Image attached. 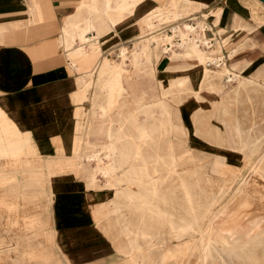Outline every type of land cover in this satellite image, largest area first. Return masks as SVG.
Segmentation results:
<instances>
[{"label":"rangeland","instance_id":"rangeland-1","mask_svg":"<svg viewBox=\"0 0 264 264\" xmlns=\"http://www.w3.org/2000/svg\"><path fill=\"white\" fill-rule=\"evenodd\" d=\"M26 1L0 0V30L2 29V35L4 36V41L0 45L8 41L7 33L13 30L12 26L17 27L16 24L19 26L25 23L28 16ZM247 1L249 2L250 0ZM148 3V7L145 5V7L138 9L134 16L120 26L131 24L132 29L134 28L136 30L138 24L135 21L137 17L154 6L156 2L148 1ZM57 7L55 6V11ZM58 12L57 10L56 14L54 13L51 18L41 23L44 25H36L34 37L30 35V40L35 39L37 42L36 53L46 51L43 49V45L50 43L60 31L62 17L59 15L60 12ZM256 13L260 14L264 22V8L260 6ZM188 22L193 23L189 20ZM263 22H257V26L253 31L257 30L259 26H264ZM49 26L50 28H48ZM168 27V25L163 26L160 30H167ZM120 28L119 30H121ZM134 29L130 33L123 34L121 30L120 34L114 33L102 37L104 51L100 48L102 54L97 69L100 68V65H102L105 58L109 55L113 57V62L119 59L117 52L122 46L119 50H117V46L121 43H126L128 46H131L133 40L138 36ZM166 33L168 32L165 31L163 34ZM120 36L124 40H121ZM29 38H26L25 41H28ZM91 43H96L100 47L97 40ZM178 44L176 39L174 44H170L168 47L171 51L178 52L181 48V46H177ZM128 46L125 47L130 51L131 48ZM159 50L161 51V49ZM38 53L37 57L39 58L40 55ZM246 53H239L233 59L244 61L246 57H255L249 66H245L247 62L227 63L232 69H236L235 65H239V69H242L239 75L240 79H257L259 82L246 86H237L236 94L238 96H235L234 92L237 81L235 85L225 81L228 86L226 92L223 94L218 92L219 94H216L207 85L211 83L212 79L219 83L224 80L223 77L216 76L212 78L205 75L202 76L201 65L181 68L185 60L170 57L172 67L170 69L157 70L155 80L161 81L160 87L162 91L163 84L168 86L173 78L186 75L189 77V83L195 89H191L190 85L186 86L182 83L173 90L179 95H183L186 93V90H190L189 95H185L182 98V102L184 103V111L187 115L186 120L191 138L183 135L182 127L184 124L177 121L175 123L177 128L172 132V136H163L161 139L156 137L145 143L143 153L144 157L148 159L147 162L150 164L148 169H146L145 161L142 158L133 157L135 166H130V168L129 165H125L124 168L123 164L117 163V171L121 178L114 176L113 170L111 172L109 171L110 173H107L108 171H99L101 166H107L111 160L105 157L103 149L106 143L104 133L107 131L109 120L108 117H103L105 116L104 112L107 110V101L105 98L108 95V91L105 86L98 88L95 85L98 80L92 83L90 88V90H93L90 95L93 106H91V109H89L86 115L87 120L85 122L87 121V124L85 123L86 126L83 130L85 136L82 142L78 143L79 136L75 121L71 147H65L62 143H57L56 153L52 155L44 156L40 152L33 133L29 130H22L17 121L0 105L2 111L0 113V264H44L47 257H49L51 263L60 261V263L72 264L71 262L73 260L70 257H76L77 255L79 256L77 260L84 262L95 259L98 264H118L120 256H124L119 253V250L122 249L123 252L132 250L131 246H129L131 239L134 242L136 241L135 243L139 247L136 249L137 251L134 249V251L132 250L133 253L131 251L130 254H144L152 251H172L175 245V248L177 246L179 251L184 252V254L172 260V264H201L198 253L195 251L201 237L198 234L184 233L179 229L173 231L172 225H168V223H171L163 217L162 212L170 213L172 211L173 213L171 212V215L177 218L182 214L188 215L194 212L198 214L202 210H206L207 217H205L206 219L204 218L205 222L203 227L205 228L206 226L205 229L209 228L212 230L213 237H216L217 233L223 227H226L225 223L232 218L229 214L234 210L232 209L234 207L233 201L241 190L251 204V216L264 217V176L256 170L257 166L263 165L262 163L264 161V53L258 56L255 54L244 55ZM47 54L53 56V54L56 55L57 53L49 52ZM73 72L75 73L76 79L77 73L74 70ZM96 75L95 79H98L99 76L98 74ZM200 87H203L201 90L202 98L198 99L194 95L196 94L195 91H200ZM150 95L151 92L143 88L141 97L146 99ZM160 98H162V95L158 99ZM167 99L171 102V100H174V96H168ZM72 100L75 102L74 117H76L81 112L80 103L76 99V89L72 92ZM136 106V104H127L124 111L126 114L135 112V114L141 115L147 110L146 108H138ZM96 115L107 120L105 127H102L97 119V123L95 122L93 127H91L93 117ZM4 118H7L9 123L14 125L19 131L26 132L23 135V138H25V153L20 157L12 156L11 153L4 151L7 146V141L18 138L7 134V122ZM221 121L225 123V126L238 123L250 135L252 144H260L259 153L248 157L246 154L249 147L242 148L238 143V139L230 134V132L233 134L234 129L227 131L224 128L226 132L223 131L221 134L223 139L219 138L217 130L214 127L219 125ZM167 126L165 124V127ZM197 127L200 131L199 133L204 138H200L199 135L196 136L197 133H195V130ZM133 129L134 126L129 123L120 129L123 135L120 140V146L126 145L130 141L132 142L131 134L133 132L131 133V131ZM101 133L104 139L100 141L95 140ZM86 137H88L87 140L90 143L86 142ZM182 137L188 138V141L180 143ZM227 137L228 139H226ZM162 139L169 141L164 142ZM171 140H174V148H176L177 155L174 157L178 159L177 164L179 165L177 170L169 168L172 172L168 170V165L173 163L170 162L173 158L169 147ZM159 144H161V149L158 152ZM208 145H210L211 149H209L210 147ZM136 147L131 146L129 152L131 154L134 153ZM76 151L84 158V161L80 165L85 167L80 168L76 165L71 167L70 164L68 167L59 168L60 171L65 169L67 173L53 175L52 186L55 194L52 211L50 212L53 213L57 238H47L45 234L47 228H43L36 222L38 216L42 213L43 207H40V205L43 203L48 205L47 196H41L43 198L41 200L34 199L32 196L34 194L36 195V193L33 188L25 190L27 196H17L20 190L12 188L16 182H4L2 177L4 175L8 177V175H12L14 172L25 174V176H30V173H36L35 170L28 171L25 169L29 166L31 169H34V163L38 158H41L44 164H67L69 163L70 157ZM186 151L189 153L181 156L180 153ZM157 153L160 155V161L155 162L158 156ZM26 159H30L31 162H26ZM154 164H157V171L154 169ZM93 174H97L101 183L98 180L97 183H100L99 185L88 186L87 183L89 184L88 181L92 179ZM76 176H79L81 179ZM116 178L120 179V181L122 179V187L118 189L120 191L118 201L119 205L121 204L119 207L115 203L116 188L110 189L111 185L116 183ZM123 179L132 181L134 184L128 186V182ZM155 182L158 183L159 193L157 195L159 197L156 198L157 201H152L150 205V203L143 201L147 198L148 201L150 199L152 200V194L155 191L153 184ZM258 184H260V187ZM163 198L164 200H168L167 204L169 205L163 203ZM102 200L106 202L101 203L98 213L96 212V221H94L92 208H95V205ZM154 203L156 204L153 205ZM261 206L262 209H260ZM151 207L154 209L156 207V209H151ZM174 207L178 209L176 210ZM175 210L179 212H175ZM44 213L49 214V211L46 210ZM120 213L124 215L125 222L129 224L130 230L133 231V233L131 231L132 238H129L122 230L123 219ZM236 215L241 222V213L238 210L236 211ZM162 219L165 220V223ZM99 223L103 225V228L98 226ZM241 223L242 225L236 228L231 227L232 230L230 233L234 238L238 237L237 232L239 231L237 229H245L252 225V221L250 220H244ZM263 226L258 224L257 231L254 234L237 238L244 246L233 251V255L231 256L233 260H230L231 264H264ZM145 233L148 236H145ZM92 254H95L96 257H91ZM155 256L157 255L150 258L146 257L141 261L145 264H154L158 261Z\"/></svg>","mask_w":264,"mask_h":264},{"label":"crops","instance_id":"crops-1","mask_svg":"<svg viewBox=\"0 0 264 264\" xmlns=\"http://www.w3.org/2000/svg\"><path fill=\"white\" fill-rule=\"evenodd\" d=\"M114 1L116 0H112L113 4ZM148 1L156 3L150 9L146 10L137 17L135 21L138 24L137 29H133L136 31L138 36L133 40L131 46H128L126 43H121L117 46V50H119L122 45L132 48L135 40L138 39L148 40L154 36H162L165 31L170 33L172 31L171 27L174 22L164 23L163 20H161L162 17L160 16L159 11V9H161L170 0H139L134 8V11H124L123 15L121 16H117V14L116 16L115 14H111V18H109V14L106 15L107 18L104 16L97 17L102 14L105 4H107L108 9L110 10L111 0L26 1L28 16L25 20V23L17 27L12 26L13 30L7 33L8 41L0 45V105L4 107L7 112L17 121L22 130H29L33 133L40 152L44 156L55 154L57 143H62L65 145V147H71L75 130V121L77 131L79 130L78 136L81 138H79L80 140H78V143L82 142V139L84 138L83 123L86 120L87 112L89 109H91V106H93L92 102L90 101V93H92L93 90H87L85 92L81 88L82 85L80 84L81 81L79 79L80 75L77 71H75L79 66V63L78 65L75 64L77 62H75V60L69 56V50H72L73 47H67V36L74 34L77 31V27L83 28L85 19L90 13H92L94 18L102 20V22L101 24L97 23L96 30L86 32V36L96 38L100 48L104 51L102 37L108 34H120L121 30L123 31V34L133 31L131 24L125 26L120 25L124 24L132 16H134L138 9L145 7V5L148 7ZM190 1L193 3L195 2V5H200V3L204 4L202 7L194 10L190 17L188 16L186 18L192 22L193 20L198 19L203 20L211 25V27H207L204 30V35L208 36L209 38H214L215 40V36L217 35L216 33H219L220 39L224 41V43H222L226 62H231V64L247 62L246 65H250V62L252 63L255 57H246L244 61L234 60L233 58L237 54L244 52H247L244 55L255 54L257 56L264 53V26H261L254 31H249L242 27L243 20H247L252 17L250 8L245 5L243 0ZM108 3L110 5H108ZM55 6H58L57 10L60 12L58 13L62 17L60 31L50 43L43 45V49L46 51H42L40 53L37 52L38 55H40L38 58L36 53L37 42L35 39L30 40V38L35 36L36 25H44L41 23L51 18L54 13L56 14L57 10L55 11ZM219 6H223V13L220 19L216 16L215 12H211L212 10L217 9ZM108 13H110V11H108ZM206 14L208 15L205 16ZM115 18H121L123 20L118 22L116 25H113L111 23V19ZM148 18H152L154 20L155 26L153 29H150L144 22ZM166 25L169 26L167 30H160ZM118 27H121V30H119ZM48 28H50V26ZM30 35L32 36L30 37ZM120 37L121 40H124L122 36ZM26 38H29L28 41H25ZM248 39H251L252 41ZM2 41H4V36L2 35L1 29L0 43ZM168 45H170V43H168ZM49 52H56L57 54H53V56H51L47 54ZM42 54L44 55L41 56ZM170 59V56L167 53H164L162 56L160 55V57L154 59L152 63L142 64L132 69L131 77L133 83L143 84L145 88H150L152 91V94L146 98L152 100L153 98L158 99L161 97V81L155 80L156 72L160 69H170L172 67V64H170ZM96 66H98V64ZM72 68L77 73L76 82L75 73L73 72ZM74 89H76V99L80 103L81 107V112H79L76 117H74L75 102L72 100V92ZM88 91H90V93H88ZM182 111L185 114L184 105L182 106ZM0 113H2L1 109ZM185 116L187 117L186 114ZM96 117H98L97 120L101 123L102 127H105L107 120L101 116L96 115ZM4 120L7 122V134L18 137L15 140L7 141V146L4 151L11 153L12 156L20 157L25 153V138H23V135L26 134V132L16 129L14 125L9 123L7 118H4ZM18 139H20V141ZM103 139L104 138L101 134L100 136H97L95 140L100 141ZM208 147H210V145H208ZM209 149H211V147ZM53 150L54 152L52 153ZM83 161L84 158H82V155L79 154L78 151H76L75 154L70 157L69 163L67 164H44V161L41 158H38L34 163V169H31L30 166L25 169L28 171L35 170L36 173H30V176H25V174L14 172V174H12L13 176L10 175L8 177H2L4 182H16L13 188L18 189L20 186L18 189L20 190V193L18 194L19 196H21L20 194H23L28 187L30 188L32 186V188L35 189V193L37 192L36 195H38L33 196L35 199L38 198V200H41L43 199L41 196L46 194L48 202L50 203L48 205L43 203L40 205V207H43L42 212L48 210L49 214L44 212L40 213L36 222L43 228H47L45 232L47 238H57L55 234L56 228L53 225V213L50 212V209L52 211V203L55 194L52 186L53 175L67 173L65 169L60 171L59 168H64L66 166L68 167L70 164L71 166L76 165L77 167L82 168L83 166L80 164H82ZM26 162L31 161L30 159H26ZM76 177L79 178V176ZM47 179L49 180L46 183L45 181ZM31 181H33V183ZM27 183L31 184L32 186ZM25 194L26 192L23 194V196H25ZM104 201L105 200H102L100 203L95 205V208H92L94 221H96L97 218L96 212L98 213V209L101 203ZM43 217L45 219H43ZM50 218L51 220H49ZM119 253L124 256H120L118 264H145L141 260L146 257H154V255H157L155 257L156 260H158L154 264H172V259H177L184 254V252L179 251L177 246L175 248V245L172 251H152L146 252L144 254H126L121 249L119 250ZM92 256L96 257L95 254H92L91 257ZM70 258L73 260L74 264H98L97 260L95 259L85 262L82 260H77L79 258L78 255L76 257Z\"/></svg>","mask_w":264,"mask_h":264},{"label":"bare ground","instance_id":"bare-ground-1","mask_svg":"<svg viewBox=\"0 0 264 264\" xmlns=\"http://www.w3.org/2000/svg\"><path fill=\"white\" fill-rule=\"evenodd\" d=\"M138 1L139 0H116V1H114V4H113V2L111 0L110 10L108 9L107 4H105V7L103 9L102 14L97 16V17H103L104 16L107 18L106 15L109 14L110 15L109 18H111V14H115V16H116V14H117V16H121V15H123L124 11H134V8L137 5ZM243 1H244L245 5L250 8V10L252 12V17L247 19V20H243L242 27L249 30V31H252L257 26L256 25L257 22L258 23L263 22V18L260 16V14L256 13V11H258V8L260 6L264 8V2L262 0H250L249 2L247 0L246 1L243 0ZM197 4H199V3H197ZM203 4L200 3V5H195V2L193 3L190 0H170L161 9H159L160 16L162 17L161 20H163L164 23L174 22L173 26L171 27L172 31L170 33L163 34L162 36H160V35L154 36L152 38H149L148 40L138 39L134 42V45L130 49V51H128L126 49L125 45H122L121 49L117 52L119 59L116 62H113L112 61L113 57L108 56L103 61L102 65H100L99 69H97L96 65L100 62L99 60H100V56L102 54L100 52L101 49L96 43H91L92 42L91 40L94 41V40H96V38L86 36L87 35L86 32L96 30L97 23L101 24L102 20H98L97 18H94V15L92 13H90L89 16L85 19L83 28L77 27V31L74 34H70L67 36V38H66L67 47H73L72 50H69V56H70V58L74 59L75 62H77V63L74 62L75 64L78 65V63H79V66L76 68L75 71H77L80 75L79 79L81 81L80 84L82 85L81 88L83 89V91L86 92L87 90H90L92 83H95V81H97V80H98V82L95 83V85L98 88L105 86L107 88V91H108V95L105 98L107 101V105H106L107 110L104 112L105 116H103V117H105V118L108 117L109 120H108L107 131L104 133L105 138H106V143H105L103 149L105 152V157L110 159L111 162L108 163L107 166H104V165L101 166L99 168V171H104V172L108 171L107 173H110L111 170H113L114 176H117V178L118 177L121 178L119 175V172L117 171L118 170L116 167L117 163L119 162V163L123 164L124 168H125V165H129V168H130V166L131 167L135 166V163L133 162V157L142 158L145 161L144 164L146 166V169H148L150 164L147 162L148 159L144 157V153H143V151L145 149L144 148L145 143L147 141H149L150 139H154L156 137L161 139V137H163V136L171 135L172 132H174V130H176V128H177L176 124H175L177 121L184 124V126L182 127L183 135L187 136L188 138H191L189 127L187 125L188 123L186 120L187 117L185 116V114L182 111V106L184 105V103L182 102V98L185 95H189L190 90H188V91L186 90V93L183 95L176 94V92H174L175 90H173V89L177 88L182 83H184L186 86H189L190 85L189 77L186 75V76H180L177 78H173L170 81V84L168 86H165L163 84L162 91H161L162 98H160V99H154L153 98L152 100H150L149 98L145 99V98L141 97L143 88H145V86H143V84H140V83H133V80L131 77V71L133 68H136L137 66H140L142 64L152 63L154 61V59L160 57V55L162 56L164 53H167V54H169V56L171 58H176L178 60H182V59L185 60V62L183 63L181 68H189V67H195V66L201 65L202 76L205 75V76L212 77V78H214L216 76H218L220 78L223 77L224 80H222L221 82L217 83L216 81H214L212 79L211 83H209L207 85L209 88H211L212 91H215L216 94H219V93L223 94L226 92L228 86L226 85L225 81H227L228 83H231L232 85H235L236 84L235 82L237 81L236 88H234L235 96H238L236 94L237 93V86H246V85H249L251 83H256V82L258 83L259 82V80H257V79H247V78H244V79L241 78L240 79L239 75H240L242 69H239V67H238L239 65H235L236 69H232L231 67L228 66V64L226 62L224 50H223L224 41H222L220 39L219 33H216L217 35L215 36V40H214V38H209L208 36L204 35V30L207 27H211V25L206 23V21L199 20V19L193 20V23L188 22L186 17H188V16L190 17L192 12L194 10L202 7ZM108 5H110V4L108 3ZM108 11H110V13H108ZM211 12H215L216 16L220 19V17L222 16V13H223V6H219L217 9L212 10ZM207 15L208 14H206L205 16H207ZM121 20H123V19H121V18L111 19V23L113 25H116ZM144 22L146 23V25L150 29H153L155 26L154 20L152 18H148ZM141 25H143V24H141ZM16 26H18V24H16ZM259 27H261V26H259ZM176 39L179 43L177 46H181V48L179 49L178 52L171 51V49L168 47L169 46L168 43L173 45ZM159 49H161V51ZM245 66H249V65L245 64ZM96 74H98V76H99L98 79H95V76H97ZM75 82H76V79H75ZM190 86H191V89L194 88V87H192V85H190ZM145 89L147 91H150L152 94V91L150 88L149 89L145 88ZM202 89H203V87H200V91L199 92L195 91L196 94L194 93L195 94L194 96H196L198 99L202 98V94H201ZM232 89H233V87H232ZM90 91H88V93H90ZM227 93H228V91H227ZM171 95L174 96V100H171V102H169V99H167V97L171 96ZM127 104H131V105L136 104L137 105L136 107H138V108L143 107V108H146L147 110L144 114H141V115L135 114V112L132 114H126V112L124 111V108ZM214 107H216V106H214ZM92 114H93V112H92ZM96 119H97V117L94 116L92 123H91V125H92L91 127H93V124H95ZM80 121H81V119H80ZM86 122L83 123L84 127L86 126L85 125ZM128 123L134 126V129L131 131V133L133 132L131 134V138L133 140H132V142L130 141L129 143H127L126 145L120 146V140L123 136L120 132V129L123 128L124 126H126ZM165 124H167L168 126L165 127ZM187 128H188V130H187ZM224 128H225V130L227 129V131L234 129L233 134L231 132H230V134L235 136L238 139V143L242 146V148L249 147V150L247 151V154H246L248 157L259 153L260 144L259 143L252 144L251 140H250V135L247 132H245L240 127V125L238 123L235 125L229 124V125L225 126V123L221 121V123L219 125L215 126L214 129L217 130V134L219 135V138H221V139H223L221 134L223 133ZM87 129H88V126H87ZM199 132L200 131L197 127L195 130V133H197L196 136L199 135L201 138L202 135ZM224 132H226V131H224ZM78 135H79V133H78ZM206 135H208V134H206ZM84 136H85V134H84ZM171 136H170V138H171ZM235 137H231V138H235ZM188 138L182 137L180 143L188 141ZM202 138H204V137H202ZM87 139H88V137H86V142L90 143ZM226 139H228V137ZM18 140L20 141V139H18ZM168 141H166V142H168ZM164 142H162V143H164ZM169 143H170L169 144L170 151L172 152V157H173L170 162H173V163H171V165H168V170H169V168H171L173 170L174 169L177 170L179 165L177 164L178 159H176L174 157L176 155V148H174V146H175L174 140L173 141L171 140ZM131 146H137L135 148L134 153H132V154L129 152V149H131ZM159 149H161V144H159V146H158V149H157L158 152H159ZM187 150H189V149H187ZM187 153H189V152L188 151L181 152L180 154L182 156V155L187 154ZM261 154H263V152H261ZM159 157H160V155L158 154L157 158L155 159V162L160 161ZM73 162H74V160H73ZM262 164L263 165L257 166L256 170L259 171V173L261 172L262 173L261 175L264 176V161ZM86 168H87V166H86ZM154 169H155V171H157V164H154ZM85 171H87V170H85ZM96 171H97V169H96ZM117 172H118V175H117ZM170 172H172V171H170ZM8 176H10V175H8ZM11 176H13V175H11ZM15 178H17V177H15ZM26 180H28V179H26ZM48 180L49 179H47L45 182L47 183ZM98 180L99 179L97 177V174H93L92 179L88 181L89 184L87 183V185L88 186L89 185H99L101 183V181L99 180L100 183L98 184L97 183ZM123 180H126V179H123ZM121 181H122V179H121ZM121 181H120V179H117V180H115V182H116L115 184H112L111 187L109 186L110 189L116 188L115 203L118 205V207L121 205V204L119 205V201H118L120 198V191H118V189L122 187ZM31 182L33 183V181H31ZM126 182H128L127 183L128 186H132L134 184V183H132V181L126 180ZM27 184H29V183H27ZM157 184H158L157 182H155L153 184V186L155 187V191L153 192V194L150 192V194H152V200L149 198L150 201H148L147 200L148 198H147L143 202L150 203V205H151L152 201L156 200V198L159 197L157 195L159 193ZM29 185H31V184H29ZM258 185L260 187V184H258ZM25 187H26V185H25ZM32 187H30V188H32ZM261 187H263V186H261ZM19 188H20V186L18 187V189ZM42 190H44V189H42ZM259 190H260V188H259ZM261 192H262V190H261ZM263 192H264V190H263ZM36 194H37V192H36ZM20 195L23 196V194H20ZM36 196H38V195H36ZM50 196H52V195H50ZM235 197H234L235 199L233 201L234 207L232 208L234 210L231 211L229 214V216H231L232 218L230 220L227 219L228 221L225 223L226 227H223L219 231V233H217L216 237H213L212 230H210L209 228L205 229L206 226H205V228L203 227V224L205 222L204 218L207 217L206 210H202L198 214L194 212V213H191L188 215H186V214H182L180 216L177 215L178 216L177 218H175L171 215L172 211L170 213L162 212L163 217L165 219H168L167 221H169L171 223V224L168 223V225H172L173 231L175 229H179L180 231H182L184 233H191L193 235L198 234L201 237L199 244L195 248V251L198 253V256L200 258L201 264H217V263L218 264H231L230 260H233L232 259L233 257H231L233 255L232 254L233 251L238 250L244 246V244H241L237 238H240L242 236L252 235L257 231L258 224L264 225L263 224L264 223V217L251 216V214H252L251 213V210H252L251 204H250L249 200L246 198L243 191L240 190L239 193L237 194V196H235ZM37 200H38V198H37ZM104 202H106V201H104ZM49 203L50 202H48V204ZM156 203H154L153 205H155ZM163 203H165L166 205H169V204H167L168 200H164V198H163ZM24 204H25V202H24ZM104 204H106V203H104ZM257 206L259 207V205H257ZM44 207H46V206H44ZM153 207H151V209ZM258 207H256V208L258 209ZM256 208H255V210L257 211ZM17 209H19V208H17ZM147 209H149V208H147ZM155 209H156V207H155ZM175 209L177 210L178 208H175ZM260 209H262V206L260 207ZM176 210H175V212H179ZM207 210H208V208H207ZM237 210L241 213V222L244 220L245 221L250 220V221H252V225H251V227H248L245 229H241V230L237 229L239 231V232H237L238 237L234 238L230 233L232 230L231 227L236 228V227L242 225V223L239 221V218L236 215ZM50 211H51V209H50ZM166 211H168V210H166ZM117 212H118V210H117ZM100 214H101V212H100ZM100 214H98V215H100ZM155 214H156V212H155ZM120 215L123 219V222H122V224H123L122 228L123 229L122 230L124 231V233H126V235L129 238H132V234H131L132 230H130L129 224L127 222H125V219L123 217L124 215H122L121 213H120ZM49 217H50V215H49ZM227 218H229V217H227ZM41 219H42V217H41ZM43 219H45V218L43 217ZM47 220H48V218H47ZM49 220H51V218ZM163 221L165 223V220H163ZM113 224H115V223H113ZM50 226H51V224H50ZM98 226L100 228H103V225H101V223H99ZM165 226H167V225H165ZM52 228H53V226H52ZM132 233H133V231H132ZM144 235L148 236V235H146V233ZM157 235H159V234H157ZM150 237H153V236H150ZM135 242L131 239L130 243H129V246H131L133 251H134V249L136 250L139 247L138 245H136ZM132 250H130L129 252H125V253L130 254ZM133 251H132V253H133ZM234 258H236V257H234ZM59 260H60V258H59ZM55 262L51 263V261H49V257H47L46 262L44 264H64V263H60V261L57 263H55ZM71 263L74 264L73 261Z\"/></svg>","mask_w":264,"mask_h":264},{"label":"water","instance_id":"water-1","mask_svg":"<svg viewBox=\"0 0 264 264\" xmlns=\"http://www.w3.org/2000/svg\"><path fill=\"white\" fill-rule=\"evenodd\" d=\"M264 2V0H262Z\"/></svg>","mask_w":264,"mask_h":264}]
</instances>
